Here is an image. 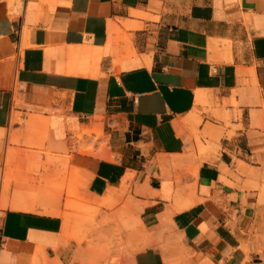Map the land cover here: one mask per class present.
I'll use <instances>...</instances> for the list:
<instances>
[{
	"label": "crops",
	"instance_id": "crops-1",
	"mask_svg": "<svg viewBox=\"0 0 264 264\" xmlns=\"http://www.w3.org/2000/svg\"><path fill=\"white\" fill-rule=\"evenodd\" d=\"M29 114L56 150L109 136L88 191L128 183L139 245L108 264H264V0H0V166ZM7 201L0 264L90 259L66 209Z\"/></svg>",
	"mask_w": 264,
	"mask_h": 264
},
{
	"label": "rangeland",
	"instance_id": "rangeland-1",
	"mask_svg": "<svg viewBox=\"0 0 264 264\" xmlns=\"http://www.w3.org/2000/svg\"><path fill=\"white\" fill-rule=\"evenodd\" d=\"M21 1L15 7L16 13ZM121 40L131 41L128 36H122ZM31 116H38L40 122L35 126L27 125L26 119ZM16 121L20 128L15 129L17 123L12 124L7 158L0 166L3 184L10 180L8 192H2L1 207L11 206L7 205V199L11 202L21 197L23 201H36L40 207L53 205L58 210L66 209L64 217L70 223V235L85 245L90 254V259L83 264H108L115 253L135 250L139 245L135 236L139 233L136 228L127 230L123 225L125 218L136 214L128 183L123 179L121 188H110L103 196L88 191L86 172L94 162L111 155L109 136L103 125L84 127L76 137L74 133L72 145L56 150L50 145L47 129L39 127L45 122L44 117L29 114L23 118L21 115ZM202 121L203 118L195 125ZM173 260L175 264H187L178 256Z\"/></svg>",
	"mask_w": 264,
	"mask_h": 264
},
{
	"label": "bare ground",
	"instance_id": "bare-ground-1",
	"mask_svg": "<svg viewBox=\"0 0 264 264\" xmlns=\"http://www.w3.org/2000/svg\"><path fill=\"white\" fill-rule=\"evenodd\" d=\"M9 3H10V6L12 8V11L13 12H16L15 11V7L18 3H20V0H9ZM92 49L91 46H86V48L84 49L85 53H88L90 55H92L93 58H98L99 55L101 54L99 48H97L94 52H90V50ZM80 136V135H79ZM83 136H81L82 138ZM79 138V137H78ZM84 138V137H83ZM67 215V214H66ZM67 229V228H66ZM69 233V231H67Z\"/></svg>",
	"mask_w": 264,
	"mask_h": 264
}]
</instances>
